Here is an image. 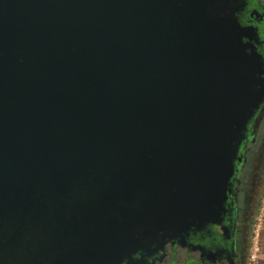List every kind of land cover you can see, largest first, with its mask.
<instances>
[{"label":"water","instance_id":"obj_1","mask_svg":"<svg viewBox=\"0 0 264 264\" xmlns=\"http://www.w3.org/2000/svg\"><path fill=\"white\" fill-rule=\"evenodd\" d=\"M240 7L0 0V264H117L213 221L264 91Z\"/></svg>","mask_w":264,"mask_h":264},{"label":"flooded vegetation","instance_id":"obj_2","mask_svg":"<svg viewBox=\"0 0 264 264\" xmlns=\"http://www.w3.org/2000/svg\"><path fill=\"white\" fill-rule=\"evenodd\" d=\"M238 2L235 17L244 30L241 41L258 54L264 72V0ZM260 78L264 81V74ZM236 159L222 210L213 221L195 222L163 244L136 247L117 264H246L243 235L253 209L255 182L264 171V91L245 124Z\"/></svg>","mask_w":264,"mask_h":264},{"label":"rangeland","instance_id":"obj_3","mask_svg":"<svg viewBox=\"0 0 264 264\" xmlns=\"http://www.w3.org/2000/svg\"><path fill=\"white\" fill-rule=\"evenodd\" d=\"M255 183L253 209L243 235L246 264H264V171Z\"/></svg>","mask_w":264,"mask_h":264}]
</instances>
